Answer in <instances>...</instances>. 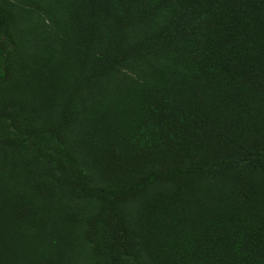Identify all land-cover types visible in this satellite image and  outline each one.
<instances>
[{
    "label": "trees",
    "instance_id": "obj_1",
    "mask_svg": "<svg viewBox=\"0 0 264 264\" xmlns=\"http://www.w3.org/2000/svg\"><path fill=\"white\" fill-rule=\"evenodd\" d=\"M264 264V0H0V264Z\"/></svg>",
    "mask_w": 264,
    "mask_h": 264
},
{
    "label": "rangeland",
    "instance_id": "obj_2",
    "mask_svg": "<svg viewBox=\"0 0 264 264\" xmlns=\"http://www.w3.org/2000/svg\"><path fill=\"white\" fill-rule=\"evenodd\" d=\"M75 264H94L90 256L79 257Z\"/></svg>",
    "mask_w": 264,
    "mask_h": 264
}]
</instances>
